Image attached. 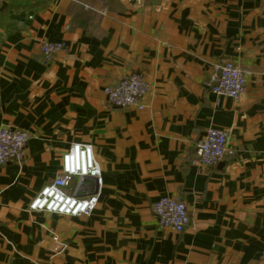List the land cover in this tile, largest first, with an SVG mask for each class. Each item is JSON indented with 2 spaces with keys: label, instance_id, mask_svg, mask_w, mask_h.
I'll return each instance as SVG.
<instances>
[{
  "label": "crops",
  "instance_id": "1",
  "mask_svg": "<svg viewBox=\"0 0 264 264\" xmlns=\"http://www.w3.org/2000/svg\"><path fill=\"white\" fill-rule=\"evenodd\" d=\"M42 41L65 48L45 62ZM227 60L248 72L236 100L203 86ZM134 72L145 108L110 106ZM0 125L30 134L0 167V264H264V0H0ZM210 128L235 158L197 166ZM75 143L101 169L95 210L29 211ZM163 196L185 202L182 233L158 227Z\"/></svg>",
  "mask_w": 264,
  "mask_h": 264
},
{
  "label": "built area",
  "instance_id": "2",
  "mask_svg": "<svg viewBox=\"0 0 264 264\" xmlns=\"http://www.w3.org/2000/svg\"><path fill=\"white\" fill-rule=\"evenodd\" d=\"M61 42L42 41L40 50L45 62H50L55 54L64 50ZM248 72L231 60L213 67L203 81L204 89L217 96L238 99L246 87ZM149 85L144 75L134 72L124 75L114 86H107L103 93L107 103L116 109L145 108L144 99ZM30 134L27 131L0 125V167L9 163H21ZM229 133L226 130L210 128L196 143V158L193 163L201 167H214L224 158H235L236 151L228 145ZM83 178H91L97 187L102 184L101 169L96 161L91 145L71 144L61 156L60 170L56 177L45 185L29 201L27 209L31 212H44L69 217L89 216L98 203V193L84 196L68 193L74 183ZM152 213L158 227L182 233L189 223L187 206L177 196H163L152 204ZM63 246L56 248L61 252Z\"/></svg>",
  "mask_w": 264,
  "mask_h": 264
},
{
  "label": "water",
  "instance_id": "3",
  "mask_svg": "<svg viewBox=\"0 0 264 264\" xmlns=\"http://www.w3.org/2000/svg\"><path fill=\"white\" fill-rule=\"evenodd\" d=\"M88 186V195L95 194L97 190V185L94 179L91 178H83L79 181L78 188L75 192L76 196H84L85 187Z\"/></svg>",
  "mask_w": 264,
  "mask_h": 264
},
{
  "label": "rangeland",
  "instance_id": "4",
  "mask_svg": "<svg viewBox=\"0 0 264 264\" xmlns=\"http://www.w3.org/2000/svg\"><path fill=\"white\" fill-rule=\"evenodd\" d=\"M68 192V191H67Z\"/></svg>",
  "mask_w": 264,
  "mask_h": 264
}]
</instances>
